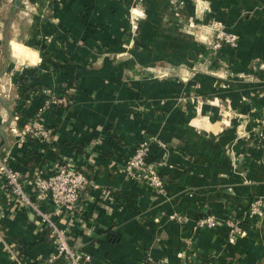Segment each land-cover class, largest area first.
I'll return each mask as SVG.
<instances>
[{
	"label": "crops",
	"instance_id": "1",
	"mask_svg": "<svg viewBox=\"0 0 264 264\" xmlns=\"http://www.w3.org/2000/svg\"><path fill=\"white\" fill-rule=\"evenodd\" d=\"M262 1L0 0V156L23 178L95 156L99 189L82 195L73 242L91 264H264V216L233 245L225 230H191L208 215L241 218L255 198L264 211ZM219 26L236 48L203 45ZM50 93L67 102L42 114L51 144L20 140ZM140 138L164 194L121 173ZM0 233L24 258L52 251L32 214L1 197ZM0 264H14L2 250Z\"/></svg>",
	"mask_w": 264,
	"mask_h": 264
},
{
	"label": "built area",
	"instance_id": "2",
	"mask_svg": "<svg viewBox=\"0 0 264 264\" xmlns=\"http://www.w3.org/2000/svg\"><path fill=\"white\" fill-rule=\"evenodd\" d=\"M260 8L264 12V0ZM201 42L207 49L215 52L223 46L236 48L238 37L219 26L210 39H203ZM47 97L42 107L23 126L18 134L20 140L30 138L44 146L51 144V132L42 123V114L52 106H66L67 102L65 98L55 96L53 93L48 94ZM257 122L264 129V107ZM90 144L92 145L90 148L98 147V143ZM151 147L150 138H140L132 153L124 161L121 173L126 181L145 185L158 194H164V185L157 171L161 164L150 161ZM94 157H86L85 165L80 167H76L73 162L63 161L55 163L47 171L35 168L28 177L23 178L19 172L9 166L6 157L0 156V197L10 205L12 212L23 211L32 214L38 232L48 238L52 249L45 259H27L24 258L17 242L7 240L0 233V250L8 260L14 264H91V256L76 248L73 242L77 237L74 233L75 226H79L80 231L84 226L82 195L90 189H99L92 176L96 167L90 160ZM100 193L104 200L112 196L110 193L107 194L106 190H100ZM263 216L262 200L255 198L249 202L241 218L227 216L218 219L208 215L196 219L191 230L192 233L204 229L225 230L226 243L233 245L238 238L246 237L250 228ZM169 219L180 225L188 222L186 216L176 213L169 215ZM138 264L163 263L147 254Z\"/></svg>",
	"mask_w": 264,
	"mask_h": 264
},
{
	"label": "clouds",
	"instance_id": "3",
	"mask_svg": "<svg viewBox=\"0 0 264 264\" xmlns=\"http://www.w3.org/2000/svg\"><path fill=\"white\" fill-rule=\"evenodd\" d=\"M15 47V46H14ZM38 52H36V51H33L32 53H31V57H32V60H31V62L33 63V64H35L37 61H38Z\"/></svg>",
	"mask_w": 264,
	"mask_h": 264
},
{
	"label": "trees",
	"instance_id": "4",
	"mask_svg": "<svg viewBox=\"0 0 264 264\" xmlns=\"http://www.w3.org/2000/svg\"><path fill=\"white\" fill-rule=\"evenodd\" d=\"M224 47H228V46H223L222 48H224ZM228 48H230V47H228ZM220 49H221V48H220ZM220 49H219V50H220ZM232 49H233V48H232Z\"/></svg>",
	"mask_w": 264,
	"mask_h": 264
}]
</instances>
